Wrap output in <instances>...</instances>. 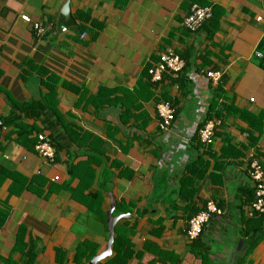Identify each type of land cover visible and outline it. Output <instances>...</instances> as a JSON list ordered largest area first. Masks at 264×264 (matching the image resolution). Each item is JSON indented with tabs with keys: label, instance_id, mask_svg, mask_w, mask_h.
Wrapping results in <instances>:
<instances>
[{
	"label": "crops",
	"instance_id": "obj_1",
	"mask_svg": "<svg viewBox=\"0 0 264 264\" xmlns=\"http://www.w3.org/2000/svg\"><path fill=\"white\" fill-rule=\"evenodd\" d=\"M194 2L213 17L191 32ZM65 3L0 0V264H76L85 241L99 254L110 195L113 216L130 215L115 228L132 243L102 263L264 264L248 173L252 157L264 168V125L251 126L264 117V0H71L81 34L60 27ZM169 48L184 71L147 79ZM159 101L175 110L166 130ZM213 103L223 122L206 145ZM38 134L53 140L55 163L36 152ZM208 201L222 213L190 241L188 221Z\"/></svg>",
	"mask_w": 264,
	"mask_h": 264
},
{
	"label": "built area",
	"instance_id": "obj_2",
	"mask_svg": "<svg viewBox=\"0 0 264 264\" xmlns=\"http://www.w3.org/2000/svg\"><path fill=\"white\" fill-rule=\"evenodd\" d=\"M213 17V7L211 5H202L194 3L191 6L190 13L183 21L184 28L191 32L199 30ZM21 18L26 22H32L28 15H21ZM258 21L263 20V16H258ZM35 32L42 36L48 31V27L33 22ZM256 56L264 59V53L257 51ZM185 60L172 48L166 49L159 56L157 63L149 69V75L153 82L158 83L164 79L166 74L177 77L185 68ZM222 71L208 70L206 76L218 83L222 78ZM158 115L160 116V128L166 130L170 128L175 120V110L172 104L168 101H159L156 104ZM220 117L208 118L199 130L200 140L206 144L211 145L215 141L216 130L222 125ZM36 152L44 157L49 163H55L57 157V150L53 142L45 134H38V140L35 144ZM248 173L254 182L255 197L251 204V213L253 216L256 213L264 214V168L261 161L252 157ZM60 177L55 176L53 181H59ZM222 210L214 201H208L204 210L197 213L188 221L187 237L190 241L196 240L203 232L205 225L216 214H221ZM161 264V263H155Z\"/></svg>",
	"mask_w": 264,
	"mask_h": 264
},
{
	"label": "trees",
	"instance_id": "obj_3",
	"mask_svg": "<svg viewBox=\"0 0 264 264\" xmlns=\"http://www.w3.org/2000/svg\"><path fill=\"white\" fill-rule=\"evenodd\" d=\"M195 3V2H194ZM193 3V4H194ZM198 3V2H196ZM202 5H205V3H201ZM98 28H100L102 25H97ZM87 30V27L83 26V25H79V33L81 34L83 31ZM262 51V50H261ZM264 53V51H263ZM264 61V59H262ZM186 62V61H185ZM186 67V65H185ZM185 69V68H184ZM184 71V70H183ZM182 71V72H183ZM180 75V74H179ZM147 77V75H146ZM150 79V75H149V72H148V77L147 79ZM215 104L213 103V105H211V108H210V111H215L216 112V108H215ZM216 115L217 117L221 116V114L219 112H216ZM212 117V116H211ZM254 121L252 122L253 124L251 125L253 130L254 131H257L259 133L262 132V128H263V125H264V117H260V118H253ZM14 123V122H12ZM17 124V123H16ZM51 139V138H50ZM252 139L254 141L257 140V137H252ZM51 141L53 142V140L51 139ZM56 147V146H55ZM57 150V148H56ZM57 159V157H56ZM99 196V195H98ZM259 217V221L262 222L264 220V214H259V213H256L255 215H253L252 217ZM98 217H100L102 219V221L107 224V220H106V216H105V213L103 211H101L99 209L98 211ZM253 220V219H250V221ZM124 233V232H123ZM119 229L115 228V243H123L125 245H131V241L130 239H128V237H125V235L123 234ZM201 236V235H200ZM263 235H260V238H262ZM199 239V237H198ZM197 240V239H196ZM194 240V241H196ZM253 246V245H252ZM97 254V247H96V244L92 241H85V242H82L78 245L77 247V254H76V264H86L88 263L95 255ZM98 264H113V261L110 260L108 261L107 263H98Z\"/></svg>",
	"mask_w": 264,
	"mask_h": 264
},
{
	"label": "water",
	"instance_id": "obj_4",
	"mask_svg": "<svg viewBox=\"0 0 264 264\" xmlns=\"http://www.w3.org/2000/svg\"><path fill=\"white\" fill-rule=\"evenodd\" d=\"M60 27L65 30L78 31L76 21L73 17L71 11V0H66L61 13H60ZM111 205L110 209L106 212L107 224H108V241L105 247V250L95 255L87 264H98L103 261L110 259L113 255V245L115 243V226L120 219L130 217L129 214H122L118 216H113V213L116 210L115 202L113 196H111Z\"/></svg>",
	"mask_w": 264,
	"mask_h": 264
}]
</instances>
